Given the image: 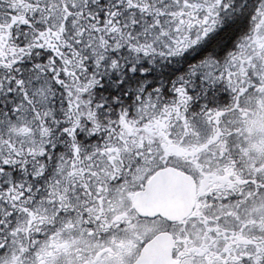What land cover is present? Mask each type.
<instances>
[{
  "label": "snow or ice",
  "instance_id": "1",
  "mask_svg": "<svg viewBox=\"0 0 264 264\" xmlns=\"http://www.w3.org/2000/svg\"><path fill=\"white\" fill-rule=\"evenodd\" d=\"M0 264H264V0H0Z\"/></svg>",
  "mask_w": 264,
  "mask_h": 264
},
{
  "label": "flooded vegetation",
  "instance_id": "2",
  "mask_svg": "<svg viewBox=\"0 0 264 264\" xmlns=\"http://www.w3.org/2000/svg\"><path fill=\"white\" fill-rule=\"evenodd\" d=\"M246 30V29H245ZM164 68H159L158 72H164ZM216 97L215 101L220 102V103H226L228 101V92L224 89L223 84H218L216 85ZM213 101H210V103Z\"/></svg>",
  "mask_w": 264,
  "mask_h": 264
},
{
  "label": "trees",
  "instance_id": "3",
  "mask_svg": "<svg viewBox=\"0 0 264 264\" xmlns=\"http://www.w3.org/2000/svg\"><path fill=\"white\" fill-rule=\"evenodd\" d=\"M160 68H164V66L162 65ZM156 71L158 72V69Z\"/></svg>",
  "mask_w": 264,
  "mask_h": 264
}]
</instances>
